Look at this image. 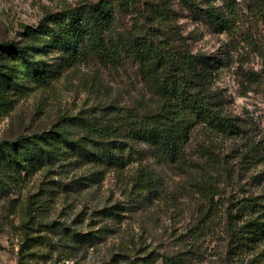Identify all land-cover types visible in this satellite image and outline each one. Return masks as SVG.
<instances>
[{
  "label": "rangeland",
  "instance_id": "374dc122",
  "mask_svg": "<svg viewBox=\"0 0 264 264\" xmlns=\"http://www.w3.org/2000/svg\"><path fill=\"white\" fill-rule=\"evenodd\" d=\"M82 1L96 0H0V46L26 45L29 29H39L49 13ZM197 1L201 6L224 5V0ZM170 2V23L179 46L219 59L214 87L222 88L233 108L247 111L264 130V62L246 34L218 33L179 0ZM237 2L243 4V0ZM239 9L240 26L264 47V24L245 6ZM137 20L135 11L117 13L115 27L127 36ZM229 53L232 59L227 58ZM58 56L57 51L42 56L53 71L46 84L22 80L0 98V142L51 131L81 113L114 123L122 115H140L156 105L151 83L131 56L115 65L89 56L64 68L59 67ZM0 66H8L3 56ZM247 72H255L256 80L244 83ZM80 133L77 129L74 135ZM207 142L197 128L177 162L154 156L143 144L134 146L133 157L122 168L89 161L71 151L53 164L19 172L0 168V264H170L165 257L175 254L181 255V264H234L225 219L211 215L213 221L202 222L208 208L199 192L202 174L206 169L217 173L226 199L263 195L264 184L251 178L252 170L246 172L237 152L229 157L234 162L231 173L207 163L202 147ZM234 144L223 141L221 152L232 155ZM141 166L153 170L156 183L151 190L135 193L134 176ZM27 233L46 234L52 243L31 255L22 247ZM260 247L244 251L239 264H259V259L251 260Z\"/></svg>",
  "mask_w": 264,
  "mask_h": 264
},
{
  "label": "trees",
  "instance_id": "16d2710c",
  "mask_svg": "<svg viewBox=\"0 0 264 264\" xmlns=\"http://www.w3.org/2000/svg\"><path fill=\"white\" fill-rule=\"evenodd\" d=\"M179 1L197 20L218 33H245V39L264 62L260 39L239 23L242 13L239 6L243 5L254 19L264 24V0H243V4L224 0L223 7L201 6L197 0ZM143 2L82 1L49 13L39 29H29L26 45L9 42L0 46L3 51L0 57L8 60V66H0V98L7 88L18 86L22 80L46 84L53 71L42 56L51 51L59 54L60 68L73 66L89 56L109 65L131 56L139 64L143 78L151 83L157 98L156 105L144 113L122 115L114 123L98 122L81 113L51 131L3 140L0 142V168L5 172L9 168L19 172L53 164L70 151L89 161L122 168L133 157L134 146L143 144L153 150L154 156L177 162L183 157L192 133L201 128L208 138L202 145L207 163L213 162L231 173L234 162L229 157L233 158L237 152L246 172L252 170L251 178L259 185L264 184V130L257 120L246 115L247 111H236L222 88L214 87L212 78L221 61L179 46L177 33L170 23L173 12L170 0ZM130 10L137 13L138 20L125 36L115 27L116 15ZM229 56L228 59L233 58L230 53ZM251 80H256L255 72H247L244 83ZM77 129L82 133L76 137ZM91 136L94 139L89 138ZM223 141L235 143L232 155L221 152ZM259 165L262 168L254 172ZM202 176L199 192L208 205L202 222L213 221L211 215L225 219L228 253L233 255L234 264H239L244 251L257 246L261 247L253 252L251 261L259 259L257 262L264 264V194L222 198L223 189L217 173L206 169ZM155 183L153 170L141 166L134 176L133 192L151 190ZM73 237L79 238L77 234ZM51 243L46 234L30 236L27 233L22 247L36 255L42 246ZM165 259L170 264L182 262L180 254Z\"/></svg>",
  "mask_w": 264,
  "mask_h": 264
}]
</instances>
